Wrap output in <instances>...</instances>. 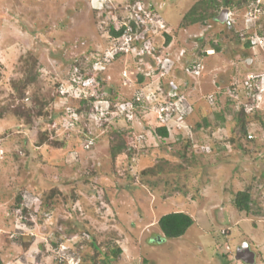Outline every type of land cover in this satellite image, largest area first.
I'll list each match as a JSON object with an SVG mask.
<instances>
[{
    "label": "rangeland",
    "instance_id": "1",
    "mask_svg": "<svg viewBox=\"0 0 264 264\" xmlns=\"http://www.w3.org/2000/svg\"><path fill=\"white\" fill-rule=\"evenodd\" d=\"M200 1L0 0V264H264V0Z\"/></svg>",
    "mask_w": 264,
    "mask_h": 264
},
{
    "label": "trees",
    "instance_id": "2",
    "mask_svg": "<svg viewBox=\"0 0 264 264\" xmlns=\"http://www.w3.org/2000/svg\"><path fill=\"white\" fill-rule=\"evenodd\" d=\"M219 2L217 0H201L200 2L193 5L183 16V21L186 23H194V22H200L205 19L206 16L209 14L207 13L209 8L218 7ZM220 4L229 7L231 4L230 0H222ZM211 15V14H210ZM124 27H121L117 31L114 29H111L110 32L114 36H120L123 32ZM245 45L248 47L250 46V41L247 40L245 42ZM214 48L218 49L216 45H213ZM241 130L244 131V134L246 133L245 126L243 125L241 127ZM156 134L166 138L168 136V131L166 126H158L155 128ZM123 135H119V141L118 144L113 145L111 148L112 153L118 154L123 149V144H126L124 140ZM124 140V141H123ZM250 194L247 190H239L235 194V198L233 200V204L236 206L239 210L249 211L250 209ZM158 227L163 233L164 237L166 238H176L179 236L184 235V233L187 231V229L193 224V218L190 214L184 212V211H176V212H169L159 217L157 221ZM164 237L157 236L154 238H149L150 242H155V239L158 238V241L163 240ZM92 244L95 246V243L92 242ZM120 248L116 249V253L120 252ZM110 258L109 255H104L103 261L108 260Z\"/></svg>",
    "mask_w": 264,
    "mask_h": 264
},
{
    "label": "water",
    "instance_id": "3",
    "mask_svg": "<svg viewBox=\"0 0 264 264\" xmlns=\"http://www.w3.org/2000/svg\"><path fill=\"white\" fill-rule=\"evenodd\" d=\"M226 9L224 8L218 15V20L222 21L226 17ZM235 258L241 260L246 264H253L255 262V253L251 251L247 242H244L236 249Z\"/></svg>",
    "mask_w": 264,
    "mask_h": 264
},
{
    "label": "built area",
    "instance_id": "4",
    "mask_svg": "<svg viewBox=\"0 0 264 264\" xmlns=\"http://www.w3.org/2000/svg\"><path fill=\"white\" fill-rule=\"evenodd\" d=\"M226 248H228V246H226Z\"/></svg>",
    "mask_w": 264,
    "mask_h": 264
},
{
    "label": "clouds",
    "instance_id": "5",
    "mask_svg": "<svg viewBox=\"0 0 264 264\" xmlns=\"http://www.w3.org/2000/svg\"><path fill=\"white\" fill-rule=\"evenodd\" d=\"M226 249H229V248H226ZM244 263V262H243Z\"/></svg>",
    "mask_w": 264,
    "mask_h": 264
}]
</instances>
